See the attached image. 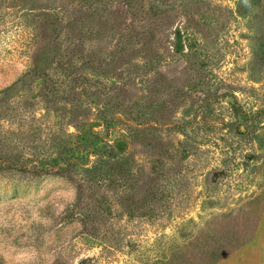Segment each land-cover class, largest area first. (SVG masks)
<instances>
[{"label":"rangeland","instance_id":"1","mask_svg":"<svg viewBox=\"0 0 264 264\" xmlns=\"http://www.w3.org/2000/svg\"><path fill=\"white\" fill-rule=\"evenodd\" d=\"M0 264H264V0H0Z\"/></svg>","mask_w":264,"mask_h":264},{"label":"trees","instance_id":"2","mask_svg":"<svg viewBox=\"0 0 264 264\" xmlns=\"http://www.w3.org/2000/svg\"><path fill=\"white\" fill-rule=\"evenodd\" d=\"M131 117L136 121L137 115L133 114V116H131ZM127 121H130V120H127ZM112 123H114V119L109 117V115L107 116V118L105 117L103 120V125H105V126H108ZM132 123L134 125L126 124V127L128 128V130H131L129 132L134 134V136H137L139 133L145 131L143 128H138V126H142V125L136 124L134 122H132ZM81 138L84 139L85 135L83 134ZM113 160H115V159L113 158ZM62 162H63V165L61 167L57 168V170L54 172L56 175H63L62 173L66 172L67 169L78 167V162L73 156H68V158H66L65 160L62 159ZM112 164H111V170L116 168L115 162H113ZM41 172H44V171L36 169L35 171L30 172V175L38 177V176H40ZM20 173H25V172H20ZM147 196H150V191H147ZM147 201H149V199Z\"/></svg>","mask_w":264,"mask_h":264}]
</instances>
